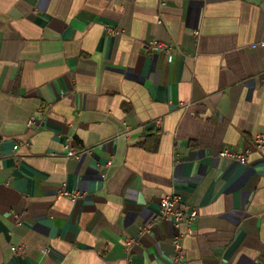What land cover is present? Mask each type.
<instances>
[{
  "label": "crops",
  "instance_id": "1",
  "mask_svg": "<svg viewBox=\"0 0 264 264\" xmlns=\"http://www.w3.org/2000/svg\"><path fill=\"white\" fill-rule=\"evenodd\" d=\"M166 2L0 0V264H264V0Z\"/></svg>",
  "mask_w": 264,
  "mask_h": 264
},
{
  "label": "built area",
  "instance_id": "2",
  "mask_svg": "<svg viewBox=\"0 0 264 264\" xmlns=\"http://www.w3.org/2000/svg\"><path fill=\"white\" fill-rule=\"evenodd\" d=\"M166 0H160V7L163 8L166 6ZM159 24L163 23V19L159 18L158 21ZM121 31H124V29H114L109 28V31L113 34L118 33ZM195 34L197 36L200 35L199 31H195ZM146 46L149 50L152 51H160L165 52L168 56V59L171 61L173 59V55L176 52V47L173 46V44L168 42H162L158 41L156 39H149L146 42ZM35 117L33 116L29 121V127L35 126ZM67 149L66 158H75L80 159L81 156L88 152V149L82 148L81 150H77L74 147L71 146L69 143ZM20 147L19 144L15 146V150H17ZM256 150L257 152H263L264 151V134L257 135L253 140V146L248 147V149L244 152H237L231 148H225V150L221 151L220 156L223 158H228L230 160H234L237 162L247 163L249 160V154ZM17 157V156H16ZM108 166L111 167L112 160H110L107 163ZM58 195L60 197H65L68 199H71L72 201H78L80 198L83 197V193L79 190H73L69 189L67 187V184L64 183L62 188L58 191ZM160 212L156 220H162V221H168L173 222L175 227L177 229H180L179 232L176 233V235L173 237V248L175 249V261L181 262L185 259L186 256V249L184 248V238L187 235L186 233H189L192 230L193 225L199 220V210L195 207H192L191 205H188L187 203H183L182 196L178 193H169V195H166L163 197L160 201ZM17 224H20V216L17 214ZM152 228V224L144 230V232L150 231ZM184 228V231L181 230ZM136 241L133 239L127 240L125 244V248L127 251H131L133 244ZM12 250L14 253L18 254H25L27 251V247L25 245H13Z\"/></svg>",
  "mask_w": 264,
  "mask_h": 264
}]
</instances>
